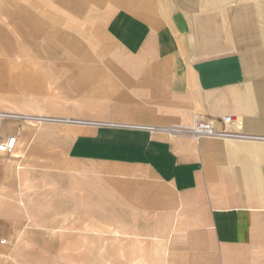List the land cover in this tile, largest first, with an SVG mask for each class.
I'll list each match as a JSON object with an SVG mask.
<instances>
[{
  "label": "crops",
  "instance_id": "0c3cea01",
  "mask_svg": "<svg viewBox=\"0 0 264 264\" xmlns=\"http://www.w3.org/2000/svg\"><path fill=\"white\" fill-rule=\"evenodd\" d=\"M0 14L12 22L0 23V47L36 48L39 73L54 79L42 114L62 122L52 139L68 186H54L68 192L71 219L124 239L119 262L264 264V0H4ZM28 68L0 56V79L23 80L0 87V111L25 113L37 129L30 112L43 107H31ZM198 116L218 127L232 116L230 129L257 139L138 127ZM19 133L0 122V140L18 137L10 162L43 158L47 140L22 152Z\"/></svg>",
  "mask_w": 264,
  "mask_h": 264
},
{
  "label": "rangeland",
  "instance_id": "374dc122",
  "mask_svg": "<svg viewBox=\"0 0 264 264\" xmlns=\"http://www.w3.org/2000/svg\"><path fill=\"white\" fill-rule=\"evenodd\" d=\"M0 2L3 3L4 0ZM0 23L11 24L10 16L0 14ZM9 33L18 36L17 30ZM6 49L8 48L5 46L0 47L2 58L7 56L14 60H26L30 74V91L37 92L30 96L31 107L34 109V106L38 107L40 104L43 108L30 112L32 117L41 118L37 122V129V125L31 126L26 122L25 113L0 111V114H4L0 116V122L19 123L18 150L22 152L31 145V141L36 140L37 135L47 140V144L43 147L44 157L41 159L19 157L18 163L12 164L10 161L13 159V152L0 154V249L8 245L0 252V264H133L132 254L122 258L121 262L118 260L119 245L121 246L124 239H118L115 232L104 230L103 233L93 224L75 221L76 218L71 219L65 210L69 199L67 191H61V195H58L57 187L54 186L55 183L68 186V176L62 175L58 170L65 161V156L63 149L52 139L57 131L64 133L57 129V123L62 122H57V117L42 114L54 106V79L43 72L39 73L36 48L30 47L22 54L19 52L21 47H14L13 53H7ZM48 56L46 53L47 60ZM11 64L14 63H9V66ZM42 65L48 66L49 63ZM22 86L23 80L19 77L0 79V87H10L18 91ZM3 139L5 138L1 140ZM56 197L61 200V206H55ZM6 199L13 200L11 202L16 206H8L9 201ZM27 202H32L33 206L28 207ZM60 209H64L67 214H54ZM9 217H13L15 222L7 223L5 220Z\"/></svg>",
  "mask_w": 264,
  "mask_h": 264
},
{
  "label": "built area",
  "instance_id": "2783aa9c",
  "mask_svg": "<svg viewBox=\"0 0 264 264\" xmlns=\"http://www.w3.org/2000/svg\"><path fill=\"white\" fill-rule=\"evenodd\" d=\"M66 122H73L74 120H63ZM234 118L232 116H225L222 118V127H218L216 120L213 118L198 116L190 125H172L169 127L155 128L152 126H138L143 129H161L173 135H187L199 140L200 138H221V139H257L256 136L239 132L230 129L229 126L233 124ZM18 145V137L13 135L0 141V152L10 154L16 149Z\"/></svg>",
  "mask_w": 264,
  "mask_h": 264
}]
</instances>
